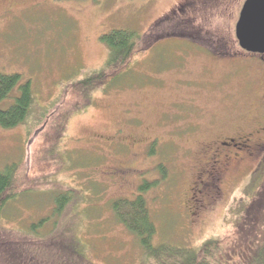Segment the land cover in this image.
I'll return each mask as SVG.
<instances>
[{
    "label": "rangeland",
    "instance_id": "rangeland-1",
    "mask_svg": "<svg viewBox=\"0 0 264 264\" xmlns=\"http://www.w3.org/2000/svg\"><path fill=\"white\" fill-rule=\"evenodd\" d=\"M244 2L0 0V74L29 81L34 97L24 124L0 127V170L20 164L26 177L0 213V242L17 240L31 260L11 264H65L70 255L74 264H146L112 207L139 196L153 245L195 250L217 239L223 250L253 255L264 241V155L227 177L222 192L208 190L214 195L198 213L190 200L205 142L264 125V56L242 51L235 38ZM114 31L139 37L128 70L87 95L58 158L47 154L44 133L79 104L67 88L105 67L101 38ZM118 168L131 171L111 178ZM252 227L261 233L255 240Z\"/></svg>",
    "mask_w": 264,
    "mask_h": 264
},
{
    "label": "trees",
    "instance_id": "trees-1",
    "mask_svg": "<svg viewBox=\"0 0 264 264\" xmlns=\"http://www.w3.org/2000/svg\"><path fill=\"white\" fill-rule=\"evenodd\" d=\"M101 40L108 50L109 61L100 71L92 73L85 80L74 83L67 88L68 96L73 100L79 99V104L73 105L68 111L58 113L54 124L42 137L41 149L52 156L54 154L55 158H58L56 152L66 134L70 115L78 110L81 105L87 103V95L112 84L128 70L135 55L139 37L127 31H114L103 36ZM13 92H17L18 95L14 97L12 105L5 110H0V127L4 129H11L24 124L33 108L34 97L30 82L21 83L18 75L0 74V103L10 98ZM19 169L20 164H12L0 170V213L6 203L18 193L16 191L23 182L26 181V177L21 173L22 170ZM65 195L61 199L65 201L66 205L68 198ZM112 207L119 222L138 238L146 253V264H264V241L248 260L245 258L246 253L237 256L232 249L223 250L221 241L217 239L207 240L195 250L173 247L167 244L155 246L152 242L155 227L150 219L146 202L141 196L133 201L120 200L114 203ZM57 211L59 212V210ZM30 229L35 232L33 228ZM259 230L261 229L259 228ZM252 232H254V240L257 238L256 235L261 234L256 227H252ZM261 238L260 235L259 239L261 240ZM36 243L41 244L39 248L44 246L42 241H30L29 244L35 245ZM21 247L22 245L18 244L17 240L14 242L2 240L0 242V264H11L16 258H26L27 262L30 263L31 260L19 251ZM30 249L28 247L27 253H30ZM69 259H71L70 262L65 264H74L71 255ZM82 263L84 264V262Z\"/></svg>",
    "mask_w": 264,
    "mask_h": 264
},
{
    "label": "flooded vegetation",
    "instance_id": "flooded-vegetation-1",
    "mask_svg": "<svg viewBox=\"0 0 264 264\" xmlns=\"http://www.w3.org/2000/svg\"><path fill=\"white\" fill-rule=\"evenodd\" d=\"M6 13H9V10ZM260 101L264 103V89L260 94ZM205 145V150L203 149L204 151L200 155L202 163L197 172L196 194L190 198L192 203L197 205L194 208L197 213L205 207L201 206L204 198L214 195L208 190L222 192L221 186L224 185V180L227 177L234 178L238 176L239 171L250 169L255 159L257 162L264 155V125L259 124L237 134H220L205 142ZM125 146L128 147L127 144ZM126 171L130 172L131 170L129 168L111 169L109 174L111 178H118L117 176L122 177L127 174Z\"/></svg>",
    "mask_w": 264,
    "mask_h": 264
},
{
    "label": "water",
    "instance_id": "water-1",
    "mask_svg": "<svg viewBox=\"0 0 264 264\" xmlns=\"http://www.w3.org/2000/svg\"><path fill=\"white\" fill-rule=\"evenodd\" d=\"M241 50L264 55V0H245L235 25Z\"/></svg>",
    "mask_w": 264,
    "mask_h": 264
}]
</instances>
